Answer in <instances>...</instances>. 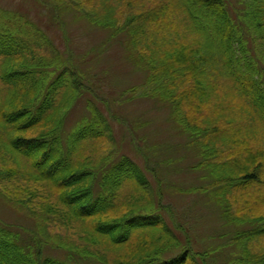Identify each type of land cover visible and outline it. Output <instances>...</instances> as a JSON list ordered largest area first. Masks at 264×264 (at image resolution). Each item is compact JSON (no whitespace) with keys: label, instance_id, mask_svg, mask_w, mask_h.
<instances>
[{"label":"trees","instance_id":"1","mask_svg":"<svg viewBox=\"0 0 264 264\" xmlns=\"http://www.w3.org/2000/svg\"><path fill=\"white\" fill-rule=\"evenodd\" d=\"M79 1L83 3L81 9L84 8L92 27L113 30L114 37L122 38V31L129 29V35L133 36L131 49H138L140 60L153 73L149 79V84H154L155 88L152 94L160 97L161 88L165 90L170 85H193L183 92V97L194 112L193 123L206 125L186 129L190 136L204 140L214 135V132L207 133L212 130L208 115H212L216 107V151L227 157L226 161L222 158L211 165L219 171L209 169L210 165L207 167L211 185L224 184V189L232 192L243 183L247 186L262 184L264 0H238L240 7L236 9L230 7L229 0ZM209 15L214 18V25L207 24L205 17ZM118 20L122 21L119 28ZM11 27L5 29L10 31ZM6 30L0 31V197L28 212L29 218L37 216L43 224L63 230L68 236H50L46 228L44 233L33 230L32 239H29L32 244H27L20 241L12 229L2 226L0 264H71L74 262L71 254H76L79 259L75 263L87 260L92 264H146L166 249L179 248V239L168 224L172 221L175 226L173 213L169 210L167 221L157 213L156 225L150 221L154 218L148 212L144 216L132 210L120 215L109 214L116 202L114 193L125 180H134L146 198L151 196L149 182L127 159L105 172V158L100 167L87 165L88 158L77 159L79 145L87 142V136L73 132L62 134L67 113L82 88L76 73L67 67H50V63H43L45 60L35 49L38 44L49 42L39 36V31L30 40L24 38L27 31L21 30V37H15ZM153 39L159 41L160 47L152 43ZM195 67L211 69V75L232 80L234 87L241 83L242 91L237 88L234 92L226 88L228 82H222L225 85L222 87L217 81L214 93L206 85L207 78ZM165 72L169 74L162 76ZM196 81L199 84H195ZM212 94L216 96L215 107L210 104ZM247 97L250 104L245 103ZM236 144L240 146L236 153H227ZM75 151L76 158L73 157ZM228 158L232 163L227 162ZM127 171L134 174V179L126 174ZM146 172L160 188L157 171L146 167ZM231 184L233 187H229ZM239 199L251 204L254 197L247 193ZM153 204H149V212L155 211ZM148 209L141 207L143 212ZM224 214L222 218L229 222L231 217L226 207ZM252 217L255 223L263 224L237 233L232 238L235 242L245 236L249 241L264 237V218ZM151 225L155 227L148 228ZM154 229L159 231L156 237L154 233L145 238L136 237L135 244L140 248L136 251L127 248V254L121 258L119 253L110 257L99 248L103 239L107 240L110 249L124 247L134 230L136 233ZM165 240L167 246L163 245ZM49 242L56 251L65 250L69 260L44 259L42 247ZM32 246L35 253L30 251ZM202 246L204 243L193 250L187 245V251L176 259L161 260L156 264H190L189 254L194 263L199 259L201 264H207L213 252L200 251ZM237 264H264V255L249 257L244 254Z\"/></svg>","mask_w":264,"mask_h":264},{"label":"rangeland","instance_id":"2","mask_svg":"<svg viewBox=\"0 0 264 264\" xmlns=\"http://www.w3.org/2000/svg\"><path fill=\"white\" fill-rule=\"evenodd\" d=\"M237 1L229 0L228 4L236 9L240 7ZM80 5L83 3L79 0H0L2 25L0 31L12 26V30L6 32L21 37L23 32H19L27 31L28 34H25L24 38L30 40L33 39L34 33L39 31L41 33L39 36L45 37L49 42L38 44L39 47L35 49L45 60L43 63H50V67H67L76 73L82 88L80 96L76 97L67 113L62 134L68 135L73 132L87 136V142L79 145L77 159L88 158L90 161L86 163L87 165L100 167L102 158H105L104 172L127 159L145 175L151 196L146 198L142 190H138L140 186L134 180H125L121 188L114 193L116 202L113 201L115 203L109 214L120 215L132 210L144 216L148 212L147 214L154 218L150 221L155 223L157 213L166 221L168 218L166 215H169L166 212L169 210L173 213L175 226L172 221L171 223L168 221V224L172 227L170 229L175 237L179 239L180 247L172 251L166 249L146 264L176 259L187 251V245L197 250L195 247H200L202 243L204 246L200 251L213 252L212 259H208L207 264H237L244 254L249 257H262L264 237L249 241L245 236L239 242L232 238L237 233L255 229L263 224L255 223L252 216L259 215L264 218V180L260 185L257 183L247 186L243 183L230 192L224 189V184L212 186V181L207 177L209 175L207 167L210 165L209 169L217 172L219 169H214L211 165L222 158L226 161L227 157L216 151L215 94H212L213 98L210 100L211 106L215 107L214 112L208 115V123H211L212 130L207 132H214V135L204 140L190 136L186 129L190 130L195 125H206L193 123L194 112L190 110L183 97V92L191 89L193 85L192 87L170 85L165 90L161 88L160 97L152 94L155 88L154 84H149V79L153 73L151 68L146 67L140 60L138 49H131L133 36L129 35V29L122 31V38L114 37L113 30L92 27L86 18L84 8L81 9ZM205 19L208 25L214 23V18L210 15ZM170 21L173 23L174 18ZM121 25L122 21L118 20L117 28ZM152 43L160 45L156 39H153ZM195 68L207 78L206 85L214 90V93L217 81L222 87H225L222 82H228L226 88L234 92L238 91L237 88L242 91L239 88L241 83L234 87L232 80L225 81L223 76L211 75V69L208 71L204 67ZM168 74L165 72L161 75ZM195 84L199 83L196 81ZM172 90L175 92L171 94ZM231 97L233 96L228 98ZM236 99L235 97L234 100ZM245 103L250 104L248 97ZM238 147L240 146L236 144L227 153H236ZM76 155L77 151L73 157ZM227 162L232 163V160L228 158ZM146 167L157 171L160 188L159 184L149 177ZM126 174L134 179V174L130 171ZM231 174H234V171ZM229 187H233L232 184ZM247 193L254 197L251 204L239 199L240 196H247ZM153 202L155 211L149 212L151 210L149 204ZM141 207L150 210L143 212ZM225 207L231 217L229 222L222 218L225 215ZM28 215V212L12 206L0 197V228L3 226L12 229L19 235L20 241L22 239L27 244H32V240H29L32 239L31 232L36 230L44 233V228L50 236L67 235L63 230L54 229L48 223L43 224L37 216L31 219ZM178 226L185 229H178ZM154 230L136 233L134 230L127 239L130 240L128 244L115 250L108 248L107 240L103 239L99 243V248L110 257L119 253L121 256L118 257L121 258L127 254L125 251L127 248L131 251L140 248L135 244L136 237L145 238L150 233H154L156 237L159 231ZM51 245L53 244L49 242L42 247L44 259L53 258L63 262L69 260L70 256L65 250L56 251ZM163 245L167 246L166 240ZM30 251L35 253L34 246L30 247ZM189 255L190 264H201L199 259L194 263V258ZM71 256L74 261L71 264H92L87 260L75 263L76 259L79 260L77 255Z\"/></svg>","mask_w":264,"mask_h":264}]
</instances>
